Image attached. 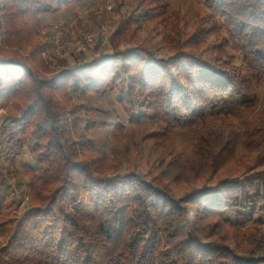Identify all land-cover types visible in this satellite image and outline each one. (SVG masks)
Instances as JSON below:
<instances>
[{"label": "trees", "instance_id": "obj_1", "mask_svg": "<svg viewBox=\"0 0 264 264\" xmlns=\"http://www.w3.org/2000/svg\"><path fill=\"white\" fill-rule=\"evenodd\" d=\"M72 1L0 0V110L10 124L2 152L14 166L29 145L37 171L27 167L39 172L29 182L32 203L11 219L0 264H264V171L256 169L264 124L240 129L231 120L256 101L246 75L264 80V0H205L210 16L188 43L200 50L203 26L212 25L222 37L207 45L217 51L207 59L191 49L168 59L139 46L106 53L99 42L91 60L71 51V63L57 68L43 60V44L22 55L12 38L24 17L38 25L41 13ZM142 4L136 16L152 20L167 2ZM93 41L86 37L78 53ZM119 89L130 123L164 125L149 137L195 125L189 146L145 174L112 167L91 135L92 106L74 93ZM232 164L240 174L222 176Z\"/></svg>", "mask_w": 264, "mask_h": 264}, {"label": "rangeland", "instance_id": "obj_2", "mask_svg": "<svg viewBox=\"0 0 264 264\" xmlns=\"http://www.w3.org/2000/svg\"><path fill=\"white\" fill-rule=\"evenodd\" d=\"M42 1L40 7L46 8L52 4L55 8L59 0ZM165 1V9L160 5L161 15L148 20L136 16L140 8L145 6L142 0H75L62 5L60 9L41 13L38 25L32 18L24 17L25 30L13 35L12 39L15 45L23 46L20 50L22 55H27L31 48L43 44L41 56L55 68L62 66L61 61H66L72 55L81 61L91 60L97 54L93 47L95 42H99V51L102 52L111 53L114 46L118 50L139 46L150 49L162 59H168L182 49L198 50L189 45L188 37L194 34L196 26H201L206 16H210L205 0ZM132 16L134 19H131ZM218 21L221 22L220 19ZM211 26H203L206 33L199 45L201 49L198 50L205 59L217 52L213 48L209 50L207 45L222 37ZM26 28H29L28 33ZM118 28L119 33H115ZM86 37H92L94 41L91 46L88 45L84 54H79V46L85 43ZM67 48L73 51L72 55H64ZM227 52L232 53L233 50L229 47ZM246 77L249 80L246 85L248 93L255 96L256 101L252 106L241 108L236 115L231 116V120L240 129L252 130L264 124V80H257L252 73ZM120 89L102 94L74 93L77 102H88L92 106L86 113L87 119L96 122L91 135L106 151L112 167L121 166V169L137 170L145 174L153 161L189 146L195 125L188 124L175 129L167 139L165 136L157 140L149 137L150 133L162 130L164 125L130 123V106L120 102ZM7 117L5 111L0 110V199L4 200L0 212V247L7 241L16 221L11 219L21 215L32 203L34 198L29 182L33 174H39L27 167L34 166L29 145L25 146L14 166L4 158L2 151L6 142L2 130L10 125ZM33 168L36 169V165ZM256 169L264 171V166ZM238 172H241L240 166L232 164L228 170L220 173L222 176H233Z\"/></svg>", "mask_w": 264, "mask_h": 264}, {"label": "built area", "instance_id": "obj_3", "mask_svg": "<svg viewBox=\"0 0 264 264\" xmlns=\"http://www.w3.org/2000/svg\"><path fill=\"white\" fill-rule=\"evenodd\" d=\"M59 38H60V36H59V32H58L57 39H59ZM88 39L91 40V37H88ZM83 44H85V43H81L80 44L79 49L80 48H85V45H83ZM71 51L72 50L70 48H67V50L64 52V55H67L68 56Z\"/></svg>", "mask_w": 264, "mask_h": 264}]
</instances>
